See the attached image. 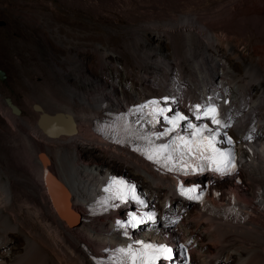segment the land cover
I'll use <instances>...</instances> for the list:
<instances>
[{
    "label": "bare ground",
    "instance_id": "bare-ground-1",
    "mask_svg": "<svg viewBox=\"0 0 264 264\" xmlns=\"http://www.w3.org/2000/svg\"><path fill=\"white\" fill-rule=\"evenodd\" d=\"M173 2L161 4L155 19L159 27H147L141 36L146 47L158 51L160 71L146 65L143 52L129 48L127 55L109 39L88 48L93 60L86 62L79 49L70 51V28L49 14L40 17L52 37H60L65 54L61 61L54 55L50 60L64 81L49 70L43 90L30 82L31 106L40 109L28 117L14 115L0 95V264H95L88 252L97 258L119 245L112 215L95 220L87 215L106 173L96 154L85 156L88 149H99L137 173L145 184L140 191L157 205L164 224L193 248L199 264H264V214L252 215L244 225L204 217L174 193L168 175L108 143L94 128L142 99L179 95L183 89L185 108L196 98H229L239 113L225 108L224 121L241 140L264 135V0ZM33 19L40 20L38 14ZM231 58L242 65L241 72L229 63ZM71 64L81 69L80 81L73 84L66 78ZM135 65L142 69L136 72ZM90 71L97 75L87 79ZM59 112L73 117L75 134L49 137L40 129L43 113ZM244 175L245 196L264 189V152Z\"/></svg>",
    "mask_w": 264,
    "mask_h": 264
},
{
    "label": "rangeland",
    "instance_id": "rangeland-1",
    "mask_svg": "<svg viewBox=\"0 0 264 264\" xmlns=\"http://www.w3.org/2000/svg\"><path fill=\"white\" fill-rule=\"evenodd\" d=\"M166 1L0 0V70L3 71L5 76L4 78L0 76V95L3 97L4 102L6 97L11 98L14 104L21 109L22 115L28 117L34 109V106H31L32 90L29 83L32 82L38 90L40 89L39 91L43 90L44 87L42 86H45V83L50 80L48 79L50 78V71L55 74L56 77L54 76V78L64 81L63 76H60L54 64H52L50 55H54L53 58L57 59L56 61H61V55H64L65 51H62L60 37L53 38L50 31L46 27L44 28L43 19L40 18L44 14H49L57 24L63 25L62 27L67 26L68 29L70 28L69 38L72 43L70 51L73 52V50L79 49L86 62L93 60L92 53L86 50L93 47L95 43L106 45L105 41L109 39L112 46H118L127 55L130 54L129 48L136 52H143L142 59L144 56L146 65L150 66L151 69L160 71L161 61H158L157 58L158 51L146 47L147 44L141 40V36L147 27L150 29L159 27L155 19L158 16L161 4L166 5ZM174 3L172 0V4ZM178 4L182 5V2ZM34 14H38L40 20L35 21L33 19ZM1 22H3L2 25ZM169 48L170 45L168 47L167 44L165 49ZM228 60L237 71H242V65L237 60L233 58ZM71 65L73 67L68 69L69 72L66 74V78L73 84L76 83L75 81H80L81 69L78 65ZM140 69L142 68L137 65L134 66L136 72H139ZM90 72L87 79H92L97 75L94 71ZM148 78H151V76ZM170 85V83L167 84V87L170 88ZM105 99H109V96H106ZM214 99L216 98L214 97ZM245 108L244 111L247 110ZM234 110L239 113L237 106ZM244 114L246 113L242 115ZM83 153L87 157L90 154H96L99 157H96L97 160L102 163L106 171L129 177L138 184L139 190L144 187L143 180L136 172L127 170L120 163L108 160L101 150L88 149ZM151 203L153 202L151 201ZM254 215H257V213ZM262 221L264 220L262 219ZM175 234L179 236L178 232ZM193 257L195 264H199L195 252Z\"/></svg>",
    "mask_w": 264,
    "mask_h": 264
},
{
    "label": "snow or ice",
    "instance_id": "snow-or-ice-1",
    "mask_svg": "<svg viewBox=\"0 0 264 264\" xmlns=\"http://www.w3.org/2000/svg\"><path fill=\"white\" fill-rule=\"evenodd\" d=\"M149 107V104L141 105L136 111H143L145 108ZM151 107L153 110L148 113V115H150L152 119L148 122L153 123L156 121L157 115H160L171 125V128L159 134H143L138 136L137 139L145 141L146 148L142 150L140 147H137L136 151H140L142 155H145L147 159L153 160L155 163H163L165 167L168 166L169 162L173 161V154H178L177 160L180 161V166L176 167L177 171H202L206 164L214 166L213 170L219 172L221 175H230L232 171H234L235 164L233 162L231 149L224 152L216 147L217 137L221 135L220 128H226L229 125L222 124L217 118L218 113L215 107L206 108L203 112V116L209 117L211 122L218 126L216 129L210 128L207 124L197 126L192 123L187 116L179 112L175 113L172 118H169L165 113L171 111V109L160 108L159 102L157 101H152ZM195 108L196 112L199 113L200 106L196 105ZM196 119L200 120L201 115L197 114ZM181 121H187V128L193 130L190 133L191 139L177 133L176 137L170 143L160 145L154 143V139H162L164 136L176 131ZM224 135L227 137V133H224ZM225 142L228 144L233 143L231 137H227ZM173 167H175V164H173ZM169 170H172V168H169ZM185 174H188V171H185ZM105 191L112 193L109 197L112 200L126 202L128 199H131L142 206L145 204L144 200L136 193V185L122 178L112 177ZM196 191V188L184 189L183 186H181V194L183 195H188L190 193L194 194ZM189 198L200 199L201 197L189 195ZM104 203H107V201H104ZM145 218L154 221L155 213H148L145 217L139 218L133 213L129 221L126 224L121 223L120 227L125 229L129 226L137 227L138 224L144 222ZM125 235H127L126 232ZM135 243L138 244L139 247H134L133 244L130 243L126 247L117 249L119 253V264H157V261L161 258L165 260L173 259V250L165 245H154L143 241H136ZM184 261H187L186 256L184 257Z\"/></svg>",
    "mask_w": 264,
    "mask_h": 264
},
{
    "label": "water",
    "instance_id": "water-1",
    "mask_svg": "<svg viewBox=\"0 0 264 264\" xmlns=\"http://www.w3.org/2000/svg\"><path fill=\"white\" fill-rule=\"evenodd\" d=\"M2 24H3V22H1V25ZM0 76H1V78L5 77L2 70H0ZM5 103L11 109V111L14 115H17V116L21 115V113H22L21 109L19 108V106H17L16 104L13 103L11 98L6 97ZM34 108L37 110L40 109L37 104L34 105ZM57 120H59V121H57ZM38 126L49 137H57L60 135H72V134H75L77 132V128H76L75 121H74L73 117L69 114L62 113V112L56 113L55 115L43 113L38 120ZM45 173L49 176H52L54 181L60 187L65 188L63 186L62 182L46 168H45ZM46 188H47V191L49 192V196H50L51 189H48V185ZM54 203L55 202H53V205L55 206V208H57V212H60V210L62 211L61 205H59L58 203H55V204ZM69 221H73V219L70 218Z\"/></svg>",
    "mask_w": 264,
    "mask_h": 264
}]
</instances>
